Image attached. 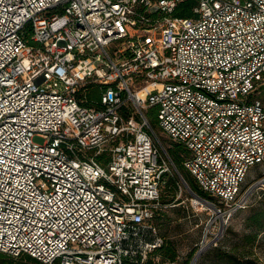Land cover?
I'll return each instance as SVG.
<instances>
[{
    "label": "built area",
    "instance_id": "built-area-1",
    "mask_svg": "<svg viewBox=\"0 0 264 264\" xmlns=\"http://www.w3.org/2000/svg\"><path fill=\"white\" fill-rule=\"evenodd\" d=\"M181 1L0 0V252L144 264L163 247L165 189L186 180L150 109L208 194L191 205L218 211L201 253L264 187L246 186L264 163V0H199L177 17Z\"/></svg>",
    "mask_w": 264,
    "mask_h": 264
},
{
    "label": "rangeland",
    "instance_id": "rangeland-1",
    "mask_svg": "<svg viewBox=\"0 0 264 264\" xmlns=\"http://www.w3.org/2000/svg\"><path fill=\"white\" fill-rule=\"evenodd\" d=\"M255 97L264 104V84L261 85ZM149 116L156 124V114ZM153 128L168 148L173 162L180 169L186 183L175 173V177L171 179L164 192V195H169L171 193L169 190L172 187V192L176 193L175 201L171 202L173 203L172 206L161 211L160 216L156 219L159 235L165 241L166 247L164 248L176 252V262L172 263L168 259L164 261L162 255H157L155 252L152 255L150 253L146 261L150 262L153 259L159 264H192L194 257L203 246L206 234L209 233L207 241H211L213 236L211 233L218 232L221 220L217 210L200 211L191 205L192 193L196 192L192 186H194L193 184L196 185V182L177 163L171 153L170 148H172L174 141L162 132L158 124L157 127L154 125ZM44 140L40 135L34 137L35 142H44ZM259 177H264V163L251 167L246 186L253 184ZM168 199L172 200V197L170 196ZM263 208L264 187L260 186L253 191L248 207L236 212L225 223V230L221 232L218 244L202 252L197 258L196 264H236L238 260L244 263L249 261L255 264H264V227L253 226L249 221Z\"/></svg>",
    "mask_w": 264,
    "mask_h": 264
},
{
    "label": "trees",
    "instance_id": "trees-1",
    "mask_svg": "<svg viewBox=\"0 0 264 264\" xmlns=\"http://www.w3.org/2000/svg\"><path fill=\"white\" fill-rule=\"evenodd\" d=\"M199 0H183L181 1L175 11V16L177 17H193L194 15V9L195 7L198 5ZM83 95H86L87 97V101H85L83 104L86 106H94V105H98V101L100 100L101 97V92L98 86H87L85 87V89H83ZM95 100V101H94ZM94 101V103H93ZM155 113V109H150L149 110V114L154 115ZM152 125L157 127V122L155 124V122H152ZM172 148H170L171 153L173 154L174 158L177 160V163L180 164L182 166V168L189 174L192 176V174L185 168L184 166V160L186 159L185 156H188V150L186 149V147H184L181 143L178 142H174L171 146ZM194 178V176H192ZM195 180V178H194ZM196 182V180H195ZM194 186H192L193 190L200 193V194H204L206 196H208V194H205L201 189L200 186L198 185V183L196 182V185L193 184ZM171 193H169V195L165 194L164 196V201L165 203H171L175 198V194L172 191V187L171 190H169ZM173 193V194H172ZM172 197V200H169L168 197ZM250 223L253 226H259V228H263L264 227V208L259 210V213L255 216H253L250 220ZM147 241H153L155 239L154 236L151 235V233L149 235L146 236ZM140 242H137L136 246H139ZM165 245H163V247H160L152 252L151 255L153 254V252H155L157 255H162V257L164 258V261H166V259H168L170 262L175 263L176 259H177V255L176 252L172 251V250H167ZM149 253V255H150ZM22 257V258H21ZM22 260H21V259ZM137 259L139 261H141L142 256L138 255ZM0 264H43L40 261H38L36 258L28 255V254H22L19 257H15V256H10L7 253L4 252H0ZM144 264H159L156 261H154L153 259L150 260V262H144ZM236 264H255L253 262H243L241 260H238V262Z\"/></svg>",
    "mask_w": 264,
    "mask_h": 264
},
{
    "label": "water",
    "instance_id": "water-1",
    "mask_svg": "<svg viewBox=\"0 0 264 264\" xmlns=\"http://www.w3.org/2000/svg\"><path fill=\"white\" fill-rule=\"evenodd\" d=\"M260 184H254V186H253V190L252 191H254L255 189H257V188H260ZM201 254V251H199V253L194 257V259H193V261H192V264H194L195 263V260L197 259V257L199 256Z\"/></svg>",
    "mask_w": 264,
    "mask_h": 264
},
{
    "label": "bare ground",
    "instance_id": "bare-ground-1",
    "mask_svg": "<svg viewBox=\"0 0 264 264\" xmlns=\"http://www.w3.org/2000/svg\"><path fill=\"white\" fill-rule=\"evenodd\" d=\"M208 209L212 210L213 208H208ZM199 210H200V211H204V210H206V208H205V207H201ZM205 250H206V248H204L203 252H204ZM201 254H202V253H201ZM201 254H200V255H201ZM200 255H199V256H200ZM199 256H198V257H199ZM198 257H197V258H198ZM196 261H197V259L195 260V263H194V264H196Z\"/></svg>",
    "mask_w": 264,
    "mask_h": 264
}]
</instances>
